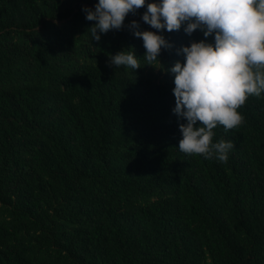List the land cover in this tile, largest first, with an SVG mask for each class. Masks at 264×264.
<instances>
[{
  "label": "trees",
  "instance_id": "16d2710c",
  "mask_svg": "<svg viewBox=\"0 0 264 264\" xmlns=\"http://www.w3.org/2000/svg\"><path fill=\"white\" fill-rule=\"evenodd\" d=\"M96 2L0 0V264H264V94L213 130L225 162L181 152L168 69L203 34L116 67L145 8L96 41Z\"/></svg>",
  "mask_w": 264,
  "mask_h": 264
},
{
  "label": "clouds",
  "instance_id": "9594fccd",
  "mask_svg": "<svg viewBox=\"0 0 264 264\" xmlns=\"http://www.w3.org/2000/svg\"><path fill=\"white\" fill-rule=\"evenodd\" d=\"M141 7L140 20L150 27L142 30L133 19L127 28L142 39L144 55L137 56L132 46L110 53L108 62L134 71L157 61L161 65L162 50L172 47L164 32L182 25L188 35L199 29L204 38L180 46L183 60L168 69L174 73L172 111L186 120L179 124L178 148L225 162L234 144L213 141V130L238 127L243 121L238 109L249 97L264 94V0H97L82 11L95 21L88 31L99 41L101 34L125 27L126 16Z\"/></svg>",
  "mask_w": 264,
  "mask_h": 264
}]
</instances>
